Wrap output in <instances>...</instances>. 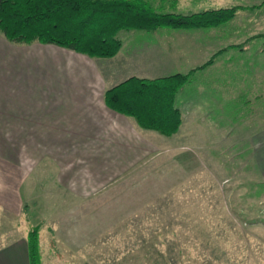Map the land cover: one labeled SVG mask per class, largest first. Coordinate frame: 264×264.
I'll return each mask as SVG.
<instances>
[{
	"label": "crops",
	"instance_id": "obj_1",
	"mask_svg": "<svg viewBox=\"0 0 264 264\" xmlns=\"http://www.w3.org/2000/svg\"><path fill=\"white\" fill-rule=\"evenodd\" d=\"M209 2L228 4L226 0ZM220 26L147 30L157 40L162 35V45L153 44L148 36L141 45L122 40L119 52L108 58L90 57L55 44H15L0 31V218L7 220L13 214L17 225L26 227L0 246V264H30L28 230L41 222L42 264L50 260H55L53 264H95L83 255L73 263L57 243L63 226L72 227L73 235L77 234L74 228H82L80 233L85 235L86 228L98 227L99 222L57 225L49 219L55 209L45 207L49 197L66 195L83 201L100 194L107 181L118 179L133 164L172 149L178 154L168 163L180 164L190 152L199 158L203 147L233 146L234 126H227L221 117L231 116L226 111L232 88L227 85L245 84V49L232 42L226 45ZM225 47L231 48L211 65L196 70L177 91L175 104L183 122L172 136L139 126L105 102L107 89L131 77L155 79L188 73ZM234 69L239 73L233 76ZM204 128L215 138L205 136ZM260 132L252 144L253 156L264 171V131ZM25 214L24 222L19 221ZM44 229L51 236L47 241L50 250L44 247ZM137 250L131 247L114 262L137 264L138 257L143 264L165 260L163 251L158 255L161 260L150 252L139 256ZM178 256H184L182 249Z\"/></svg>",
	"mask_w": 264,
	"mask_h": 264
},
{
	"label": "rangeland",
	"instance_id": "obj_2",
	"mask_svg": "<svg viewBox=\"0 0 264 264\" xmlns=\"http://www.w3.org/2000/svg\"><path fill=\"white\" fill-rule=\"evenodd\" d=\"M207 1L151 0L158 12L166 13L240 7L233 19L219 25L226 45L232 42L245 49V84L227 85L232 88L226 111L231 116L221 117L227 126H234L233 146L203 147L201 157L190 152L180 164L168 163L178 154L172 149L133 164L118 179L107 181L100 194L83 201L66 195L49 197L50 206L45 207L55 209L49 214L51 222H99L98 227L86 228L85 235L82 228H74L75 235L70 233L72 227L61 228L57 248L73 263L83 255L95 264H118L121 261L114 259L136 247L139 256L150 252L158 258L163 251L166 261L159 257L162 261L152 264H264V171L253 156V145L262 133L257 132L264 131V0H226V5ZM147 36L162 45V35L157 40L144 29L118 33L128 45H141ZM234 71L233 76L239 73ZM204 135L215 138L205 128ZM16 221L13 214L7 220L0 218V246L26 231L25 224ZM42 237L50 250L46 229ZM180 249L184 256H178ZM138 258L137 264H143Z\"/></svg>",
	"mask_w": 264,
	"mask_h": 264
},
{
	"label": "trees",
	"instance_id": "obj_3",
	"mask_svg": "<svg viewBox=\"0 0 264 264\" xmlns=\"http://www.w3.org/2000/svg\"><path fill=\"white\" fill-rule=\"evenodd\" d=\"M239 8L182 14L158 12L151 0H0V31L15 44H55L90 57L108 58L122 47L121 30L211 28L233 19ZM221 51L188 73L155 79L131 77L107 89L105 102L139 126L172 136L183 121L175 104L177 91L196 70L211 65ZM43 225H30L28 230L30 264H42L39 234Z\"/></svg>",
	"mask_w": 264,
	"mask_h": 264
}]
</instances>
